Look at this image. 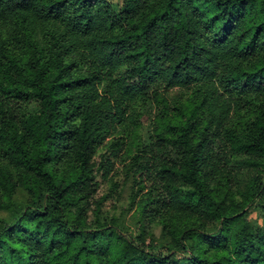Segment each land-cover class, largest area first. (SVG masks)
Masks as SVG:
<instances>
[{
    "label": "trees",
    "instance_id": "16d2710c",
    "mask_svg": "<svg viewBox=\"0 0 264 264\" xmlns=\"http://www.w3.org/2000/svg\"><path fill=\"white\" fill-rule=\"evenodd\" d=\"M0 264H264V0H0Z\"/></svg>",
    "mask_w": 264,
    "mask_h": 264
},
{
    "label": "rangeland",
    "instance_id": "374dc122",
    "mask_svg": "<svg viewBox=\"0 0 264 264\" xmlns=\"http://www.w3.org/2000/svg\"><path fill=\"white\" fill-rule=\"evenodd\" d=\"M171 96L175 95V90H170ZM143 116L140 119V128H139V136L143 140L144 144L148 145L153 139V125L152 118L153 115L158 113V107L156 104H150L144 107ZM102 155H106L103 157H109V151L103 150L101 151ZM102 159L100 157L95 158L96 165L99 166L100 161ZM110 160L113 164V168L111 172L107 175L106 179H103L102 173L103 171L98 172L96 175V181L99 183L97 187V197H106L109 198L104 202V207L102 209V213L105 216H121L123 211L128 207V198L130 195V185L124 184V173L123 167L120 163V158L114 159L110 157ZM116 183L118 185V190L113 193L110 191L111 184ZM132 210L129 212L125 211L123 216L126 217V225L130 230L133 229V220L129 218ZM6 216V215H5ZM8 218V216H6ZM150 230L155 235V238H161V227L160 225H152L150 226Z\"/></svg>",
    "mask_w": 264,
    "mask_h": 264
}]
</instances>
